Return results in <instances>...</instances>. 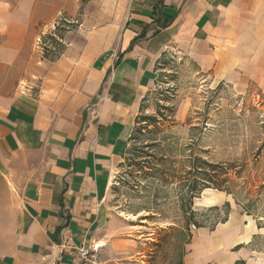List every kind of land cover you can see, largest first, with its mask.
<instances>
[{"label":"crops","instance_id":"crops-1","mask_svg":"<svg viewBox=\"0 0 264 264\" xmlns=\"http://www.w3.org/2000/svg\"><path fill=\"white\" fill-rule=\"evenodd\" d=\"M84 1L0 0V264H76L74 246L119 240L106 198L166 52L264 96V0ZM104 12L36 48L60 14Z\"/></svg>","mask_w":264,"mask_h":264},{"label":"rangeland","instance_id":"rangeland-1","mask_svg":"<svg viewBox=\"0 0 264 264\" xmlns=\"http://www.w3.org/2000/svg\"><path fill=\"white\" fill-rule=\"evenodd\" d=\"M84 2L91 10L98 5ZM104 15L47 29L43 38L49 48L43 52L63 47L68 30L86 35L100 29ZM157 68V81L108 190L116 228L111 238L119 240L102 246V259L108 264H264L261 90L217 82L173 50ZM214 164L228 173L213 174ZM211 175L218 184L227 180L217 185L207 181ZM8 229L3 220L0 239Z\"/></svg>","mask_w":264,"mask_h":264},{"label":"built area","instance_id":"built-area-1","mask_svg":"<svg viewBox=\"0 0 264 264\" xmlns=\"http://www.w3.org/2000/svg\"><path fill=\"white\" fill-rule=\"evenodd\" d=\"M62 21L67 22L68 20L63 15H59L52 25V28L55 29V27L62 26ZM44 35H39L35 40L36 48L38 50L40 49L41 52L45 51V48H49V45L44 41ZM102 246L100 241H91L86 245L74 246L77 253L76 264H107L100 259Z\"/></svg>","mask_w":264,"mask_h":264},{"label":"trees","instance_id":"trees-1","mask_svg":"<svg viewBox=\"0 0 264 264\" xmlns=\"http://www.w3.org/2000/svg\"><path fill=\"white\" fill-rule=\"evenodd\" d=\"M47 56V55H46ZM132 138V137H131ZM210 167L212 168V172H213V174H218L219 172L221 173V174H226V173H228V171H226V169H220V166L219 165H216V164H214V165H210ZM215 172H218V173H215ZM214 176H216V175H214ZM227 180V177H224V178H222L221 180H220V183H224L225 181ZM207 181L208 182H212V183H216L217 185H220V183L218 184L217 182H219V181H216L215 179H214V177H213V175H211L210 177H208V179H207ZM237 263V262H236Z\"/></svg>","mask_w":264,"mask_h":264}]
</instances>
